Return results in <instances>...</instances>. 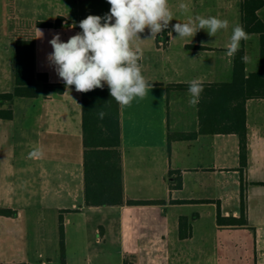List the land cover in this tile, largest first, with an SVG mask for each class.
Here are the masks:
<instances>
[{"label": "crops", "instance_id": "obj_1", "mask_svg": "<svg viewBox=\"0 0 264 264\" xmlns=\"http://www.w3.org/2000/svg\"><path fill=\"white\" fill-rule=\"evenodd\" d=\"M181 2L189 5L188 13L179 9ZM241 5L242 0H169L174 15L169 28L152 39L146 29L140 34L146 40L137 41L150 87L144 99L121 108L125 196L165 203L86 205L82 93L74 86L60 95L49 89L45 94L39 81L36 97L0 100V108L14 111L12 119L0 118V208L14 211L0 214V254L6 258L0 264H62L61 216L66 264H125L126 259L129 264H264V98L247 101L244 167L237 133L169 138L200 127L198 104L190 106L188 88L175 84L233 79L234 57L226 55L225 43L232 27L242 25ZM110 7L107 0H0V93L15 88L17 39H34L36 71L47 72L51 83H63L48 59L49 41L56 33L67 41L82 31L79 21L90 14L103 17ZM258 13L264 20V6ZM7 15L16 21L14 30L3 29ZM196 15L227 19L229 29L215 37L201 30L192 42L175 32L170 37L171 25ZM59 18L58 26L38 25ZM242 46L247 72L259 70V34H249ZM34 148L40 157H29ZM178 175L183 185L173 189L171 178ZM242 185L247 223L219 224V205L224 216H241ZM183 216L192 225L187 238L180 235Z\"/></svg>", "mask_w": 264, "mask_h": 264}, {"label": "trees", "instance_id": "obj_2", "mask_svg": "<svg viewBox=\"0 0 264 264\" xmlns=\"http://www.w3.org/2000/svg\"><path fill=\"white\" fill-rule=\"evenodd\" d=\"M264 6V0H242L241 24L248 34L257 33L260 37V69L247 72L242 57L246 55L245 47H240L234 56L233 79L230 82L203 84L198 103L200 127L198 131L169 134L170 139H192L199 134L237 133L240 137L241 163H247V101L251 98H264V20L258 11ZM61 24L40 21L39 26L52 27ZM15 50V88L12 92L0 93L1 101H12L16 97H36L39 90L37 82L55 95L65 92L64 83H51L47 72H37L35 68L36 44L34 39L21 38L14 43ZM174 86L188 88V84ZM82 126L84 143L85 202L87 206H118L128 204H157L165 200L127 199L124 188L122 161V123L121 107L112 99L108 86L103 89L82 93ZM105 116L100 119L99 113ZM12 108H0V118L12 119ZM174 173L173 170L170 174ZM170 178V177H169ZM174 182V183H173ZM182 176L171 178V188H181ZM179 200L178 202H186ZM14 211L0 208V214L11 215ZM218 223H247L245 188L242 185L241 216H224L218 208ZM180 235L187 238L192 235V225L185 216L181 217ZM59 246L62 264L65 261V227L61 216L59 224ZM125 260V264H129ZM11 264V263H1ZM15 264H27L19 262Z\"/></svg>", "mask_w": 264, "mask_h": 264}, {"label": "clouds", "instance_id": "obj_3", "mask_svg": "<svg viewBox=\"0 0 264 264\" xmlns=\"http://www.w3.org/2000/svg\"><path fill=\"white\" fill-rule=\"evenodd\" d=\"M110 10L103 17L88 15L79 21L81 32L61 40L60 33H56L49 41L53 51L48 59L64 83L67 90L75 87L76 92L87 93L96 88L103 89L107 84L110 96L121 108L129 106L135 98L144 99L150 84L142 75L140 60L143 49L137 41L146 29L152 39L168 29L174 19L169 7V0H107ZM179 9L183 13L189 12V5L181 2ZM103 21V23H102ZM114 21V22H113ZM73 28L76 27L74 23ZM229 29V21L216 16L204 17L196 15L189 17L187 22H177L171 25L172 32L179 39H190L192 42L196 34L204 30L210 37H215L221 30ZM39 30V29H38ZM41 38L43 33L39 30ZM249 34L242 25L232 27L231 35L225 43L226 55L234 57L239 51L241 41H247ZM242 61L247 63L249 57L244 55ZM190 106L199 103L203 92V83L198 78L188 81ZM153 87V85H151ZM105 113H99L103 119ZM42 155L39 148H34L30 158Z\"/></svg>", "mask_w": 264, "mask_h": 264}, {"label": "rangeland", "instance_id": "obj_4", "mask_svg": "<svg viewBox=\"0 0 264 264\" xmlns=\"http://www.w3.org/2000/svg\"><path fill=\"white\" fill-rule=\"evenodd\" d=\"M9 17V19H7ZM7 19V20H6ZM3 20H5L4 21V23L2 24L3 25V29H4V31H6V30H8V29H10V30H12L13 28H15V20H14V18L12 17V16H8L7 15V17L6 18H4ZM27 24L30 26L31 25V27H32V24H33V22H27ZM31 27H30V29H31ZM14 30V29H13ZM251 60H253L254 58H255V52L254 51H252L251 52ZM258 61V60H257ZM6 258H5V256H4V254H0V260L1 261H6L5 260ZM231 264H243L242 262H238V261H236V262H232ZM244 264H248L247 262H245Z\"/></svg>", "mask_w": 264, "mask_h": 264}, {"label": "water", "instance_id": "obj_5", "mask_svg": "<svg viewBox=\"0 0 264 264\" xmlns=\"http://www.w3.org/2000/svg\"><path fill=\"white\" fill-rule=\"evenodd\" d=\"M44 93L45 94H48V89L47 88L44 90Z\"/></svg>", "mask_w": 264, "mask_h": 264}]
</instances>
